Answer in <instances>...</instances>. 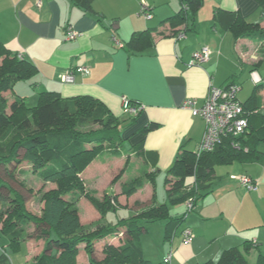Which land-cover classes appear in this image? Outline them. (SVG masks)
I'll return each instance as SVG.
<instances>
[{"label":"crops","instance_id":"crops-1","mask_svg":"<svg viewBox=\"0 0 264 264\" xmlns=\"http://www.w3.org/2000/svg\"><path fill=\"white\" fill-rule=\"evenodd\" d=\"M37 1L0 0V43L37 69L32 78L16 82L12 90L3 93L7 111L10 112L15 96L23 98L27 107H33L41 92L59 93L63 98L90 96L101 101L119 119L122 143L115 152L104 149L101 153L106 152L108 160L99 161L98 154L80 176L96 197L116 195L118 206L129 217L151 205L152 197L155 204L167 203V171L181 149L194 152L202 138L204 121L182 108L184 101L192 99L198 108L210 86L223 87L235 82L240 86V94L248 90L244 97L237 96L241 103L249 106L255 93L261 105L258 107L257 101L252 105L264 110V41L234 40L214 20L215 15L238 14L264 31V9L255 0H202L182 39L175 36L180 30L183 32L185 25L172 29L165 22L180 9L179 0H92L89 11L69 0H39V7ZM142 1L150 7V19L139 11ZM68 29L79 36L66 40ZM145 30L152 32V44L142 51L128 52L124 45L131 35ZM202 47L209 48V59L189 65L193 53ZM76 67H86L88 73L75 74L71 84L61 83L60 76ZM123 99L140 107L134 121L123 113ZM41 116L54 119L47 107ZM258 149L263 152L260 161L215 168L209 192L180 223L157 222L163 224L152 225L156 228L151 226L142 234L155 229V234L161 236L156 244L159 251L152 258L140 243L143 258L153 264L215 263L223 250L244 242H253L264 253V143ZM23 165L30 167L28 162H21L16 164L15 171ZM164 173L159 193L156 178ZM231 175L250 176L257 181V190L247 191ZM136 178L142 180V186L129 197L120 195L121 185ZM192 181L186 177L185 184L191 186ZM104 182L102 192L93 187L98 184L101 188ZM82 200L78 197L76 204ZM76 204L82 225L99 219L92 205L84 218ZM184 212L185 203L169 206L173 219ZM184 228H189L194 236L189 245L181 244ZM32 230L36 233L21 243L17 251L9 248L6 236L0 233L4 240L3 243L0 239V254H5L8 264H31L43 250V238L33 225L28 232ZM165 231L169 239L164 237ZM119 239L123 243L124 236ZM82 246L76 264L88 263ZM170 253V260L165 263ZM92 256L97 260L95 251ZM251 259L254 262V257Z\"/></svg>","mask_w":264,"mask_h":264},{"label":"trees","instance_id":"trees-1","mask_svg":"<svg viewBox=\"0 0 264 264\" xmlns=\"http://www.w3.org/2000/svg\"><path fill=\"white\" fill-rule=\"evenodd\" d=\"M69 1L86 11L91 9L92 0ZM179 1L180 9L165 22L172 29L185 25L184 33L202 0ZM255 1L264 9V0ZM214 20L234 40L253 38L264 41V31L238 14L215 15ZM151 33L145 30L132 34L124 47L130 53L142 51L152 44ZM36 73L37 69L31 62L19 59L16 53L0 43V165L28 162L32 169L40 170L42 188L47 184L52 186L39 196L42 206L39 214L34 215L27 210L22 196L0 181V186L6 187L9 192L7 197L0 193V203L6 205L0 210V233L6 236L9 248L17 251L21 243L30 237L29 225H34L44 240V248L32 264H76L80 245H83L89 257L87 264H153L143 258L139 242V237L147 233L151 224L173 222L177 225L184 220L186 214L193 211L196 202L209 192L217 166L235 162L252 163L263 157L258 146L264 143V110L252 105L256 101L258 107L261 105L254 93L249 106L242 103L247 125L241 136L223 139L210 152L197 154L196 150L189 152L181 149L164 179L167 203L155 204L152 197V204L139 214L118 220L110 227L101 219L105 211L116 208L113 202L115 197L109 194L96 197L86 188L80 175L104 149L115 152L121 145L120 121L98 99L90 96L63 98L55 92L39 93L33 107H27L23 98L15 96L8 113L7 99L3 93L12 90L16 82L29 80ZM129 104L137 107L135 103ZM46 107L54 119L45 120L41 116ZM139 114L140 111L130 115L129 119L134 121ZM21 150L22 156L19 158ZM12 175V171H7L8 178ZM188 176L193 178L191 186L185 184ZM141 186L140 178L123 183L120 195L129 197ZM78 197L86 199L97 210L100 215L97 221L88 225L80 223L74 206ZM187 201L192 203L193 209L173 219L169 206ZM120 231L124 236L123 243L119 246L105 244L102 249L104 259L96 261L92 256L94 243ZM164 237L170 238L168 231H165ZM5 257V254H0V264H8ZM252 257L254 264H264V253L258 246L253 242H244L223 250L217 262L204 264H249Z\"/></svg>","mask_w":264,"mask_h":264},{"label":"built area","instance_id":"built-area-1","mask_svg":"<svg viewBox=\"0 0 264 264\" xmlns=\"http://www.w3.org/2000/svg\"><path fill=\"white\" fill-rule=\"evenodd\" d=\"M40 6V1L36 4ZM140 13L146 18H151L150 7L145 3H140ZM79 36L78 32L68 29L65 35L66 40H74ZM185 36L183 32L177 34V39H182ZM210 50L207 47H202L198 51L194 52L189 65H199L206 62L209 59ZM22 59V56H18ZM88 69L86 67H76L73 70L66 72L60 76V81L63 84H71L74 82L75 74H87ZM240 90V86L235 82H230L223 87L208 88V92L205 96L203 104L196 108L194 107V100L188 99L183 102L182 108L190 110L192 116L200 117L204 121V132L202 138L196 148L197 154L201 152H210L218 146L223 139L239 137L244 132L247 125L245 118L246 111L242 103L237 98V93ZM131 106L126 99L122 101V109L129 115H135L140 111L138 105ZM237 146V145H234ZM232 179L237 181L247 191L252 192L257 190V181L251 179L246 175L231 176ZM192 203L187 201L185 203V213L192 210ZM193 234L189 228H184L181 232V244L189 245L193 241ZM171 257V253L164 259L165 263H168Z\"/></svg>","mask_w":264,"mask_h":264},{"label":"rangeland","instance_id":"rangeland-1","mask_svg":"<svg viewBox=\"0 0 264 264\" xmlns=\"http://www.w3.org/2000/svg\"><path fill=\"white\" fill-rule=\"evenodd\" d=\"M251 89H252V87H251ZM247 91L248 90L245 89L244 93H246ZM250 92H251V90H250ZM244 93L241 92V94H240V92H239V93H237V96H240L239 98H242V97H244ZM246 97H245V99H246ZM34 106H35V104H34ZM7 110H8V104H7ZM8 113H10V112H8ZM261 144H263V143H261ZM18 155H19V158L22 156V150L19 151ZM108 158H109L108 154L106 152H104V153L99 154L97 159H99V161H101V160L105 161V160H108ZM0 166H5V169H1V167H0V181L4 185H6V187H10L12 190H14L15 192L19 193L22 196V198L24 199V201H25V206H26L27 210H29L34 215H38V212L40 211V208H41V206H40L41 203L39 201V196L41 195L42 192H45V191H47V189L52 187L51 185L47 184L44 187V189L42 188L43 185H42V180H41V176H40V170L32 169L31 165H30V167L24 168V165H23L22 167L20 166L21 167L20 168L21 171L19 169L17 171H15L16 164L12 163V162L10 164L0 165ZM225 167L226 166H219V167H216V170H218L219 168H225ZM129 168H128V170H129ZM7 171H9V172L12 171L13 175H12L11 178L7 177ZM140 173H142V171ZM164 176H165V173L161 174L160 176H157V178H156L157 179V191L159 193H160V189L163 187L162 183H163ZM192 180H193L192 177H190V176L187 177V181L191 182ZM105 185L106 184L104 182L101 185V188L99 187L98 184H96L93 187L97 188L98 191L102 192L103 191L102 189L105 188ZM6 187L0 186V193L3 196L5 195L7 197L9 195V192L7 191ZM163 192H164V190H163ZM100 195H102V194H100ZM112 196L115 197V201H113V202H115V207L116 208L114 210L105 211V213H104V215H103V217L101 219L102 223H104L105 225H109L110 227H113L117 223L118 220L129 218L128 212L125 211L122 207L118 206L119 204L117 203V196L114 195V194H112ZM99 197L100 196H98V198ZM77 200H78V198H77ZM77 200H76V203H77ZM76 205H77V207H79V209H82V211L81 210L80 211H81L82 214H84L83 217L87 216L89 214V208H92L91 204L85 199L82 200V201H79V204H76ZM5 207H6V205L0 203V210L4 209ZM141 211H143V210H141ZM141 211H138L133 216H136ZM189 214L190 213H187V215H189ZM91 219H93V218H91ZM91 219H89V220H91ZM155 224H163V223H154V224H151L150 227L152 225L153 226H158V225H155ZM183 224L184 223H181V225H183ZM30 226L31 225H29L28 228H30ZM153 228H156V227H153ZM33 230H32V232L29 231L30 235H33V234L36 233ZM154 230L155 229H152L151 231L148 232L147 235L139 237V242L141 243L142 247L145 248L146 251H150L151 252V255H152L151 258L154 257L157 254V252L159 251V249L157 248L156 244H157L158 240H160V237H161V236H157L155 234ZM118 236L123 239V234L120 231L118 234H114L113 233L112 235H109V236L105 237V238H108L109 241H106V239L104 238L103 240L98 241L99 243L98 242L94 243V246H93L94 247V251L97 254V256H96L97 260L95 259L96 261H101L102 259H104V254L102 252V249H103L105 244H111L113 246H119L121 244L120 243L121 241H120ZM162 238H163V236H162ZM0 239L4 243V240H3V238H1V236H0ZM113 242H115L116 244H114ZM96 243H98V245L95 246ZM153 244H155V245H153ZM80 248L81 247L78 246V253L81 250ZM82 250L84 251V248H82ZM78 253H77V255H78ZM9 254H13V253L10 252ZM77 255H76V257H77ZM35 257L32 259V263L34 262ZM249 264H254L253 263V259H251V258L249 259Z\"/></svg>","mask_w":264,"mask_h":264}]
</instances>
